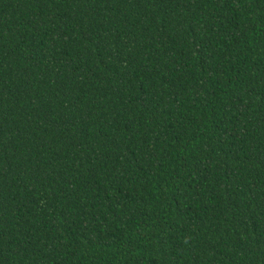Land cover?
<instances>
[{
	"label": "trees",
	"instance_id": "1",
	"mask_svg": "<svg viewBox=\"0 0 264 264\" xmlns=\"http://www.w3.org/2000/svg\"><path fill=\"white\" fill-rule=\"evenodd\" d=\"M0 264H264V0H0Z\"/></svg>",
	"mask_w": 264,
	"mask_h": 264
}]
</instances>
